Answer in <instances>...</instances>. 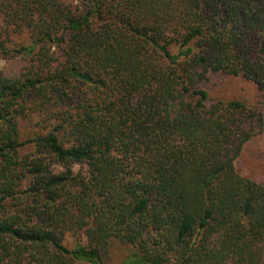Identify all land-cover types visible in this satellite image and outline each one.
<instances>
[{
    "label": "trees",
    "instance_id": "trees-1",
    "mask_svg": "<svg viewBox=\"0 0 264 264\" xmlns=\"http://www.w3.org/2000/svg\"><path fill=\"white\" fill-rule=\"evenodd\" d=\"M0 56V264H264V99L210 95L264 96V0H0Z\"/></svg>",
    "mask_w": 264,
    "mask_h": 264
},
{
    "label": "rangeland",
    "instance_id": "rangeland-1",
    "mask_svg": "<svg viewBox=\"0 0 264 264\" xmlns=\"http://www.w3.org/2000/svg\"><path fill=\"white\" fill-rule=\"evenodd\" d=\"M11 40L12 42H26L28 41V33L25 30L19 33L13 32L11 34ZM171 49L174 50V48ZM24 66H26V62L19 57L3 58L0 56L1 76H19L25 71L22 70ZM212 83L210 95L215 98L237 99L249 105L256 104L259 100L264 99V96L257 91L251 82L239 76H213ZM22 132L24 136L26 133L25 127H23ZM235 167L241 175L258 182H264V136L254 137L244 145L235 161ZM75 168L77 169L79 167L76 166ZM81 242H84V240ZM65 243L70 246L73 243V239L67 237ZM128 250L127 245L114 243L110 252V262L112 264L120 262Z\"/></svg>",
    "mask_w": 264,
    "mask_h": 264
}]
</instances>
